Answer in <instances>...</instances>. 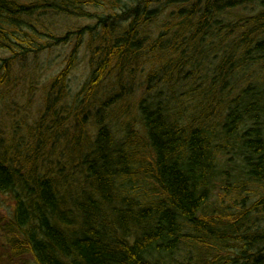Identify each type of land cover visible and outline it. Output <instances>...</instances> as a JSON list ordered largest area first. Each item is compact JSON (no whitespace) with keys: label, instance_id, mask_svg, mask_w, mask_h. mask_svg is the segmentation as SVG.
<instances>
[{"label":"trees","instance_id":"1","mask_svg":"<svg viewBox=\"0 0 264 264\" xmlns=\"http://www.w3.org/2000/svg\"><path fill=\"white\" fill-rule=\"evenodd\" d=\"M0 52V264H264V0H0Z\"/></svg>","mask_w":264,"mask_h":264},{"label":"rangeland","instance_id":"2","mask_svg":"<svg viewBox=\"0 0 264 264\" xmlns=\"http://www.w3.org/2000/svg\"><path fill=\"white\" fill-rule=\"evenodd\" d=\"M49 22L53 25V27L56 30V35L61 36L62 34H65L68 28H71V26L75 25L76 21L67 19L65 17H51L49 19ZM90 24L88 21H81L80 26ZM72 40H74V36H72ZM74 41L69 42L68 44L52 47L50 50H46L39 54L37 58L29 57L27 59V63L25 64L26 71L29 75H33L36 77L37 83L35 81L34 86L38 90H34V96L37 100V95L39 93V89L41 88L42 83L49 78L50 76L56 74L59 69H61L65 64V60L68 58L70 52L73 49ZM7 55L5 53L0 52V62L2 58H6ZM19 68V65L17 66ZM24 70V69H23ZM17 74H21L18 72ZM89 74L86 58L84 56V53L81 50L78 51L77 57L75 58V64L74 68L71 71V74L68 78V88L71 94H75L81 87V85L86 80L87 76ZM27 78V77H26ZM25 91L27 90V87L29 86L28 82L26 83ZM26 93V92H25ZM26 99L24 96L17 99V102L19 105L12 106L11 114L15 118L18 124L20 121V118L22 116H25L28 118V111H30V108L24 104ZM22 105V106H21ZM33 113V110H32Z\"/></svg>","mask_w":264,"mask_h":264}]
</instances>
